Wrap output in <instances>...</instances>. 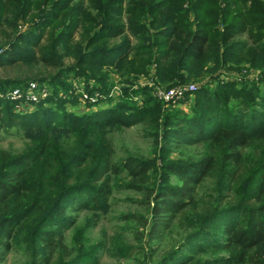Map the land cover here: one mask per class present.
Listing matches in <instances>:
<instances>
[{"label": "trees", "instance_id": "trees-1", "mask_svg": "<svg viewBox=\"0 0 264 264\" xmlns=\"http://www.w3.org/2000/svg\"><path fill=\"white\" fill-rule=\"evenodd\" d=\"M123 4L89 0L90 11L83 0H0V70L17 71L0 76V91L52 88L22 112L0 94V131L27 139L20 150L0 148V262L16 239L30 264H95L96 251L71 252L64 232L73 213L105 211L123 174V187L142 195L131 199L148 209L124 218L142 219L148 241L175 234L147 264H264V85L220 78L224 69L264 71V0ZM106 68L131 85L151 71L165 87L204 83L189 92V114L162 113L151 88L131 86L124 95L141 92V105L123 98L104 107L99 98L87 102L94 110L68 109L78 95L66 92L67 80L92 81L86 91L107 95ZM136 124L158 140L156 155L114 160L109 129ZM189 147L200 153L171 157Z\"/></svg>", "mask_w": 264, "mask_h": 264}, {"label": "rangeland", "instance_id": "rangeland-1", "mask_svg": "<svg viewBox=\"0 0 264 264\" xmlns=\"http://www.w3.org/2000/svg\"><path fill=\"white\" fill-rule=\"evenodd\" d=\"M127 1L128 0H124L123 6H125ZM83 2L84 6L92 11L89 0H83ZM128 18L129 16L122 13L121 21L126 24V26L128 25ZM25 27L26 25L23 26V29ZM64 61L65 63H69L70 59L65 58ZM105 70L109 72L106 90L107 95L102 92L99 93L101 94L99 98L105 101L100 102L99 105L104 107L114 106L123 98L132 100L136 105H141L144 98L141 92H132L130 97H126L122 88L123 86H131V88L134 89L147 87L151 88V94L161 103L162 113L177 108L189 114L194 101L193 94H186L176 102H167L162 96L168 90L178 86L188 84H198L200 86L201 83H204V81H188L165 87L157 83L151 71L147 77L139 76L133 81V85H131L130 83H125L122 76H120L115 69L106 68ZM215 73H218V71ZM16 74L17 71L15 69L0 70V76H14ZM220 78L226 81H233L237 85L245 81L255 82L259 87L264 85V71L249 68L247 66L240 68V70L224 69V71H221ZM67 82L70 87L66 92H68V94L72 93L78 95V104L75 106L67 105L68 109L82 113L100 107L99 105L94 107H89L87 105L90 97L89 95L93 93L86 91V82H88L89 90L91 84H93L92 81L79 78L69 79ZM43 85L47 86L49 91L52 90L50 84L44 83ZM3 92L4 91H0L2 96L8 93L7 91L5 93ZM150 134V131L146 130L142 124H136L130 127L121 126L110 128L106 137L113 151V159L117 160L129 155L142 159L153 158L154 155H156L155 152L159 142ZM26 140L23 134L16 130H11L8 133L0 131V148L2 149L11 151L20 150L24 147ZM182 152H184V154L175 151L171 153V157L179 158L186 155L196 156L200 153V148L189 147ZM125 180L126 178L123 174L113 179V193L109 200V207L105 211L94 212L85 210L79 213H73L75 214L76 222L70 229L64 232V243L71 252L76 253L79 247L83 248L82 246L87 248L86 250L88 251L95 250V264H147L146 258L149 254L151 260H156L173 242L175 239V234L173 233L167 234L160 241H148L145 235L146 227L139 223L142 222V219L129 220L124 218V215L130 213L148 216L147 207L131 199L134 198L138 200L142 198V195L136 191L123 187ZM209 187V182H205L203 191H209ZM0 264H30V254L25 248V242L13 239L10 251L5 255Z\"/></svg>", "mask_w": 264, "mask_h": 264}, {"label": "built area", "instance_id": "built-area-1", "mask_svg": "<svg viewBox=\"0 0 264 264\" xmlns=\"http://www.w3.org/2000/svg\"><path fill=\"white\" fill-rule=\"evenodd\" d=\"M199 85L198 84H188L175 87L173 89L168 90L165 94H163V99L167 102L173 101L176 102L180 98H183L189 92L195 90ZM49 94V90L47 86L43 84H39L36 82H30L27 86L21 88H13L9 90L6 94L8 98L11 100L17 101L15 110L22 112L31 107L34 102H38L42 99H45ZM191 94V93H189ZM88 102L94 103L98 100L100 96L99 92L95 91L92 95H89Z\"/></svg>", "mask_w": 264, "mask_h": 264}]
</instances>
